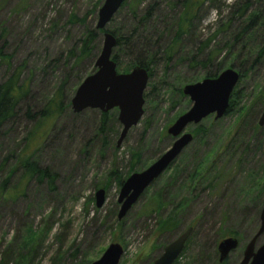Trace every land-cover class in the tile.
I'll use <instances>...</instances> for the list:
<instances>
[{"label":"rangeland","instance_id":"rangeland-1","mask_svg":"<svg viewBox=\"0 0 264 264\" xmlns=\"http://www.w3.org/2000/svg\"><path fill=\"white\" fill-rule=\"evenodd\" d=\"M103 1L0 0V46L12 55V68L23 66L22 79H31L30 93L16 106L14 118L0 129V164L8 155L14 160L17 156H31L38 168H48L56 174L54 191L45 181L33 179L24 185L21 168L8 179L7 187L17 192V197L0 198V260L15 264L34 246L31 264H90L110 244H118L123 249L118 264H152L167 244L191 227L192 234L176 264H219L217 245L228 237L235 238L238 247L221 264H239L244 247L258 230L263 203L264 127L259 128L257 121L264 107V67L251 70L240 83L242 93L232 99L229 114L216 121L211 115L186 127L184 133L191 134L193 141L127 214L117 220L119 187L114 180H107L108 173L115 170L124 176L135 161L140 172L170 148L173 139L166 131L191 106L182 88L200 82L203 73L188 66L184 53L195 48V38L185 37L170 63L156 66L143 93V115L117 148L121 125L116 109L109 111L108 122L101 131L98 110L75 114L70 108L75 90L93 73L88 64L71 72L72 63L67 67L52 63L62 54L67 56L84 30L82 24L70 25L69 18L74 15L85 19V26L95 28ZM153 1L160 4L161 12L157 15L169 17L167 8L174 0H127L105 31L122 34L133 23L132 13L141 16L146 4ZM209 1L195 21L193 34L201 40L215 31L217 12L225 17L229 5L237 0ZM156 28L162 30L158 24ZM102 43L100 31L93 43L97 57ZM128 60L122 58L123 63ZM243 65L248 68L251 62ZM229 66L226 63L223 70ZM84 72L78 86L72 87ZM8 75L6 66L0 65V83ZM64 75L69 81L65 86L68 106L52 122L41 147L28 148V141L25 149L26 138L38 120H30L26 112L41 110ZM136 153L138 161L131 159ZM199 163L204 166V180L188 190L184 181ZM174 166H179V174L171 178ZM5 180L6 175H0V184ZM104 184L105 189L101 187ZM100 189L105 191L104 203L97 209L95 193ZM156 200L161 203V210L150 212ZM184 200L187 203L178 214V228L173 233H158L155 224ZM263 242L264 235L255 248Z\"/></svg>","mask_w":264,"mask_h":264},{"label":"trees","instance_id":"trees-1","mask_svg":"<svg viewBox=\"0 0 264 264\" xmlns=\"http://www.w3.org/2000/svg\"><path fill=\"white\" fill-rule=\"evenodd\" d=\"M126 1L124 0L120 8L124 7ZM206 1L208 0H174L167 8L170 10L168 11L169 17L157 15L161 12L158 2L153 1L146 4L141 16L135 15V12L132 13L133 23L125 32L122 34L116 32V30L109 32L116 39V46L112 50L111 59L116 64L117 73H128L132 68L138 66L145 69L149 79H151L159 63L164 62L165 66L170 63L185 37H194L195 40L192 41V44L195 48L188 53H184V57L188 59L189 67L199 68L202 71L203 79L217 77L226 63H229V67L239 74V81L230 97L226 111V114H229L233 107L232 99L239 98L242 93V88H238L240 83L251 70L264 67V0H237L229 5V11L223 18L217 12V19L214 20L217 26L215 31L205 40H201L200 36L193 34V31H195L194 26L198 14ZM213 1L210 0L209 2ZM149 21L152 24L148 25ZM68 22L70 25L82 24L84 30L69 49L67 56L64 57V54H62V56L54 59L52 63H62L66 67L72 63L71 72L81 68L83 64H88V67L94 72L93 63L97 57V49L94 50L93 43L97 37V32L100 31H97L94 27L85 26V19H80L74 15L69 18ZM157 24L162 28L160 32L156 28ZM3 48V46H0V65L6 66L9 75L0 83V129L11 118H14L16 106L30 93L31 82L30 77L25 80L22 79L23 66L11 67L12 55L5 53ZM123 57H128L129 60L123 63ZM219 59L220 62H217ZM245 62H251V65L245 68V65H243ZM84 74L85 72L79 74L80 77L76 79L72 87L78 86ZM67 78L68 76H63L52 98L41 110L36 113L26 112L27 118L38 120L34 131L29 135V138H26L25 149L28 141V148L30 146L34 148L41 147L50 132L52 122L62 114L64 107L68 106V104L66 105L68 98L65 99V86L69 82ZM177 92L180 94V89ZM261 94L264 95V89ZM97 114L100 118V130L103 131L104 124L108 122L109 112L101 113L98 111ZM113 121L116 124L115 115H113ZM44 125H46L45 128ZM41 126L43 127L41 128ZM11 159L14 160L15 157L8 155L0 164V175H6V180L0 184L1 199L8 200L17 197V192L8 189L7 182L18 168L23 170L21 179L24 181V185L35 179L38 182L45 181L50 191L55 190L56 174L48 168H38L33 157L19 158L17 156L16 160L9 164L8 161ZM131 159L138 161L140 157L136 153L131 155ZM137 167L136 161L135 164H130L124 176L115 170H111L107 175V180H114L120 188L130 174L139 172ZM203 170L204 166L199 163L188 176V179L184 181L188 190L192 188L194 183H198L200 179L204 178L205 172L203 173ZM178 174L179 166H174L171 178L176 177ZM262 179L264 180V174ZM101 187L105 189L106 185L104 184ZM147 192L146 189L144 193ZM186 203L187 200L181 201L168 212L165 218L160 217L161 221L155 224L158 233H173L178 228V214L186 206ZM160 210L161 203L156 200L155 206L150 212L159 213ZM28 233L27 231V236ZM232 235L235 236V234ZM27 241L30 240L27 239ZM30 242L34 244L32 241ZM34 249V246H30L27 253L18 257L15 264H31ZM176 261L174 264L177 263ZM221 263L219 262V264ZM0 264H4V258L0 260Z\"/></svg>","mask_w":264,"mask_h":264},{"label":"water","instance_id":"water-1","mask_svg":"<svg viewBox=\"0 0 264 264\" xmlns=\"http://www.w3.org/2000/svg\"><path fill=\"white\" fill-rule=\"evenodd\" d=\"M124 0H104L97 12L95 29L103 31V43L94 62L95 71L87 76L77 87L70 100L73 113L79 114L87 109L101 113L117 110V122L121 125L116 147H120L128 131L135 127L143 115V93L149 80L148 73L141 67H134L128 73H117L116 64L112 61V50L116 46L115 37L105 31L106 25L117 13ZM239 81V74L232 68L223 70L215 78H204L200 82L185 85L182 94L191 103L190 108L178 116L169 126L166 133L173 139L170 148L153 163L140 172L130 174L119 188L117 220H121L137 203L139 198L181 155L193 141L189 133H184L187 126L197 125L209 116L219 120L229 106L230 97ZM257 125L264 127V107ZM263 203L259 213V227L244 247L239 264H264V242L258 247L259 238L264 235V185ZM105 191L95 193V207L100 209L104 203ZM191 227L185 229L176 239L167 244L162 253L152 264H174L183 252L192 234ZM238 242L228 237L219 242L218 261L223 262L236 250ZM123 249L118 244H110L99 259L90 264H118Z\"/></svg>","mask_w":264,"mask_h":264}]
</instances>
